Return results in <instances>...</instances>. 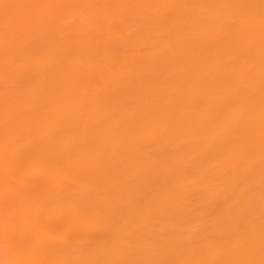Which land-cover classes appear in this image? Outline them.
Wrapping results in <instances>:
<instances>
[{
    "label": "bare ground",
    "instance_id": "1",
    "mask_svg": "<svg viewBox=\"0 0 264 264\" xmlns=\"http://www.w3.org/2000/svg\"><path fill=\"white\" fill-rule=\"evenodd\" d=\"M0 264H264V0H0Z\"/></svg>",
    "mask_w": 264,
    "mask_h": 264
}]
</instances>
